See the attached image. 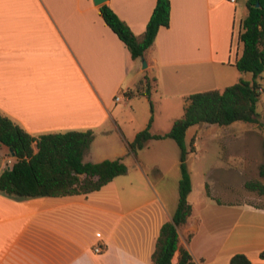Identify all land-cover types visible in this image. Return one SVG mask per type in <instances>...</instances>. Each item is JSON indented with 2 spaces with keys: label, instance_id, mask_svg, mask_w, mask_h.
<instances>
[{
  "label": "crops",
  "instance_id": "1",
  "mask_svg": "<svg viewBox=\"0 0 264 264\" xmlns=\"http://www.w3.org/2000/svg\"><path fill=\"white\" fill-rule=\"evenodd\" d=\"M246 1L170 0V25L159 29L143 67L94 0H0V110L33 135L95 131L114 120L116 96L124 92L127 98L145 76L154 91L171 84L186 106L185 96L196 90L188 87L197 82L213 84L206 90L223 89L246 78L233 64L242 54ZM156 2L104 3L141 35ZM196 72L205 78L190 79ZM176 145L172 138L154 139L144 147H152L149 154L122 146L96 158L87 150L86 161L122 158L128 171L86 194L23 198L0 190V264H153L161 227L178 206ZM14 160L0 144V173ZM241 160L234 171L243 175ZM188 200L192 213L179 227L174 264L182 248L199 264H229L236 253L264 264V206L212 192L196 198L193 184Z\"/></svg>",
  "mask_w": 264,
  "mask_h": 264
},
{
  "label": "trees",
  "instance_id": "2",
  "mask_svg": "<svg viewBox=\"0 0 264 264\" xmlns=\"http://www.w3.org/2000/svg\"><path fill=\"white\" fill-rule=\"evenodd\" d=\"M247 15L241 21L239 40L242 54L233 62L242 73H252V79L241 78L223 89H209L190 93L184 115L176 118L170 130H152L153 116L146 127L129 143V152L137 153L154 139H174L180 147L179 200L171 218L160 230L152 254L153 264H174L178 249L179 227L187 223L192 205L188 200L192 190L191 173L187 157L185 136L194 124L216 123L228 125L235 121L260 122L257 103L264 91V0H247ZM105 23L125 43L133 59L142 57L152 46L159 29L168 27L171 20L170 0H157L146 29L136 35L131 27L106 3L100 5ZM154 84L148 76L141 79L131 94L145 95L150 99ZM152 105V103H151ZM94 138V130L71 129L33 135L22 125L0 110V144L8 146L14 162L0 173V190L23 198L62 196L89 193L100 189L116 176L125 174L128 166L122 158L85 161L84 155ZM264 176V166L261 167ZM247 189L264 194V183L248 180ZM264 258V251L261 253ZM177 264H199L191 252L182 248ZM229 264H251L244 253L234 254Z\"/></svg>",
  "mask_w": 264,
  "mask_h": 264
},
{
  "label": "rangeland",
  "instance_id": "3",
  "mask_svg": "<svg viewBox=\"0 0 264 264\" xmlns=\"http://www.w3.org/2000/svg\"><path fill=\"white\" fill-rule=\"evenodd\" d=\"M137 62L139 64L140 61ZM140 64L143 65L142 60ZM134 73L133 69L130 75L133 76ZM245 73L246 78L244 79H252V73ZM189 76L190 79L203 80L205 78L200 72ZM212 77L207 80L213 82ZM136 81L137 78L133 79L132 83ZM212 85L197 82L196 87L189 86L188 89H196L194 92L205 91ZM172 88L171 84L160 85L157 91L151 90L150 99L138 94H130L126 98L127 94L120 92L118 95L122 96V100L114 103V120L110 119L108 124L94 131V138L88 148L93 157L96 158L101 153L109 154L111 151L113 153L115 148L120 147L121 149L122 146L129 150L132 136L146 127L151 116H153V131L170 130L174 119L183 116L186 107L184 97L176 96ZM257 112L260 114V122L256 123L237 121L232 126H228L230 124L199 123L187 129L185 142L188 149L193 148V151L188 154L187 165L190 169L193 194L196 198H205L212 192L221 199H237L264 206V194L249 190L245 186L248 180H258L264 183V176L261 174V167L264 166V91L261 92L257 103ZM152 151V147H148L138 152L149 154ZM240 157L242 158L243 175L239 171L237 173L234 171ZM87 159L89 156L84 155V160ZM151 179L155 183V178L151 176ZM230 180L233 181L232 185L223 186Z\"/></svg>",
  "mask_w": 264,
  "mask_h": 264
},
{
  "label": "built area",
  "instance_id": "4",
  "mask_svg": "<svg viewBox=\"0 0 264 264\" xmlns=\"http://www.w3.org/2000/svg\"><path fill=\"white\" fill-rule=\"evenodd\" d=\"M230 1H231V2H235L236 0H230ZM121 98H122L121 95H117V96H116V100H117V101L121 100ZM94 251H95L96 253H100V252L103 251V247H102L101 245H98V246H96V247L94 248Z\"/></svg>",
  "mask_w": 264,
  "mask_h": 264
},
{
  "label": "water",
  "instance_id": "5",
  "mask_svg": "<svg viewBox=\"0 0 264 264\" xmlns=\"http://www.w3.org/2000/svg\"><path fill=\"white\" fill-rule=\"evenodd\" d=\"M105 1H106V0H94L95 4H98V5L103 4ZM141 58H142V61H143V65H142V66H143V67H147V61H146L145 57L142 56ZM10 150H11V149H10ZM11 152H12V150H11Z\"/></svg>",
  "mask_w": 264,
  "mask_h": 264
}]
</instances>
